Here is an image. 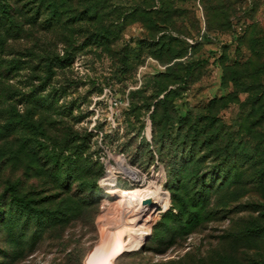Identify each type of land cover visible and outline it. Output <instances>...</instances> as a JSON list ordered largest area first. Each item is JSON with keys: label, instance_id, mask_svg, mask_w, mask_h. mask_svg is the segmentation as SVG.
Returning <instances> with one entry per match:
<instances>
[{"label": "rangeland", "instance_id": "1", "mask_svg": "<svg viewBox=\"0 0 264 264\" xmlns=\"http://www.w3.org/2000/svg\"><path fill=\"white\" fill-rule=\"evenodd\" d=\"M0 6V264H264V0Z\"/></svg>", "mask_w": 264, "mask_h": 264}, {"label": "trees", "instance_id": "2", "mask_svg": "<svg viewBox=\"0 0 264 264\" xmlns=\"http://www.w3.org/2000/svg\"><path fill=\"white\" fill-rule=\"evenodd\" d=\"M2 0H0V2H1ZM56 4H57V2H54L53 4H52V6H55L56 7ZM0 9H1V6H0ZM2 12L3 13H7V11H5L4 9L2 10ZM57 12V11H56ZM5 18H3L2 16L0 17V26H2L3 28H0V31L1 30H4L5 32H8L10 29H14V28H16V30H15V34H20L21 35V33H22V31H23V24L20 22V25L18 24V21H17V19H15V18H11V19H5ZM58 21H59V19H58ZM31 22H33V21H31ZM27 23V22H26ZM28 23H30V22H28ZM56 24V22L55 23H49L48 25L49 26H53V25H55ZM13 27V28H12ZM19 28H21V29H19ZM101 34H103L104 36H102V37H105V36H107V34L105 33H101ZM68 62L70 63L71 62V59H68ZM63 63H65L64 64V66L65 65H67L68 63H67V58H60V57H58V56H55V57H52V58H47V60H46V64H47V66H49L50 68H55V67H58V66H63ZM192 141H193V148H192V150H191V154H192V156H193V154H194V150L197 148V145L199 144V140H198V137L197 136H195L193 139H192ZM201 145L203 146H207V144L205 143V141H204V143H201L200 144V148H201ZM192 159L194 160V158L192 157ZM190 162H192V161H190ZM223 170H221V172L223 173V178H224V183H226V181H230L231 180V171L233 172V173H235V175L236 176H239L240 174H241V171L239 170V166H238V164H230V163H226L225 164V166L222 168ZM19 199H21V198H19ZM204 199V198H203ZM203 199L201 200V201H203ZM203 204V203H202ZM255 226H253L252 228H250V229H247V232L248 233H246L247 235L248 234H259V225L258 224H254Z\"/></svg>", "mask_w": 264, "mask_h": 264}, {"label": "bare ground", "instance_id": "3", "mask_svg": "<svg viewBox=\"0 0 264 264\" xmlns=\"http://www.w3.org/2000/svg\"><path fill=\"white\" fill-rule=\"evenodd\" d=\"M115 172L116 171L111 169L109 171V176H112ZM151 186L152 187H150L147 191L137 192L135 195L140 198V201L143 205L146 204V207L154 208L161 202V200L164 198V195L160 187H154L153 185Z\"/></svg>", "mask_w": 264, "mask_h": 264}]
</instances>
